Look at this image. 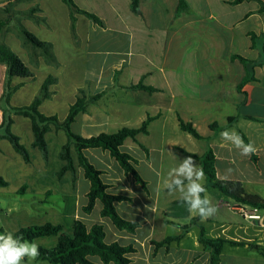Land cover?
Wrapping results in <instances>:
<instances>
[{"label":"crops","instance_id":"0c3cea01","mask_svg":"<svg viewBox=\"0 0 264 264\" xmlns=\"http://www.w3.org/2000/svg\"><path fill=\"white\" fill-rule=\"evenodd\" d=\"M74 1L85 11L86 6L94 3L106 8L104 15L93 11L103 26L83 14H74L78 30L86 25V32L99 28L114 32L115 39H127V47L122 51L118 48L107 51L103 64L110 57L114 59L109 71L105 72L101 65L95 80L73 85V94L66 96V116L78 97L87 100L85 111L72 125L73 132L92 137L116 133L123 128L139 129L148 118L151 121L147 134H139L134 140L128 138L121 147L137 160L136 169L148 183V193L131 175H126L108 151L84 150L89 162L102 171L101 179L109 186L108 192L130 198L116 202L115 207L122 218L138 224L136 231L120 230L110 218L103 217L100 200L91 213L84 212L91 183L81 167H77L75 174L67 171L61 178L66 182L63 197L68 210L65 214L72 231L75 220L88 228L102 225L107 244L132 245L136 249L129 255L132 264H210L211 249L199 241L202 225L209 238L226 242L220 264H264V209L236 203L207 184L205 178L204 185L217 212L184 231L182 228L199 216L190 213L181 197L164 187L169 171L186 158L180 149L199 156L212 149L219 180L241 182L249 194L264 199V65L255 67V80L241 87L246 68L240 59L233 58L237 55L250 61L263 60L261 3L257 0L239 4H233L234 0H186L188 11L179 13V0H141L140 12L135 14L131 0ZM50 2L0 0V7H8L10 12L15 10L18 15L20 7L40 8L36 14L43 15L48 22ZM65 11L67 24L74 33L71 11ZM78 30L75 33L84 32ZM87 63L84 74H87ZM140 84L155 91L134 88ZM63 99L53 95L47 101L57 110ZM179 119L191 123L207 139H196L184 132ZM213 124L219 129H211ZM233 129L248 142H254L257 149L254 154L241 156L230 142L222 140L220 134ZM50 131L47 136H63L62 130L55 127ZM195 161L200 167L199 161ZM228 169L232 171L229 173ZM82 183H85L84 189ZM96 209L98 217L93 216ZM179 235H182L180 241L156 249L157 243ZM188 240L191 247H186ZM91 261L103 264L100 258L91 257Z\"/></svg>","mask_w":264,"mask_h":264},{"label":"trees","instance_id":"16d2710c","mask_svg":"<svg viewBox=\"0 0 264 264\" xmlns=\"http://www.w3.org/2000/svg\"><path fill=\"white\" fill-rule=\"evenodd\" d=\"M131 1L132 12L138 14L140 12L141 0ZM244 1L251 0H234L232 3L239 4ZM257 1L261 3L262 8L264 9V0ZM63 2L71 11L72 25L76 22L74 15L76 13L85 15L99 26L104 25L103 21L97 15L80 9L74 0H63ZM188 9L189 5L187 1L179 0L178 12L183 13L188 11ZM33 11H40V9L35 8ZM10 18L11 17L5 20H0V32L10 22ZM21 32L34 47L40 49L47 48L48 43L40 40L30 31L22 28ZM233 58L240 59L246 68L247 74L240 85L241 87L247 82L255 80V67L264 65V56L263 60L260 61H250L237 55L233 56ZM0 64L6 66L5 88L0 98V110L3 113V120L0 123V133H2L3 137L11 143L14 150L28 163L30 162V153L21 143L20 137L12 131V126L14 124L12 118L13 114L22 115L30 119L35 138L34 145L39 148L45 159L48 158L49 154L47 133L51 130V125L58 130H62L67 137V143H65L61 149L60 156L64 164L58 172V177L62 178L67 171H71L75 174L77 172V167L83 168L85 178L91 183L90 191L88 193L89 202L88 205L83 208L84 212L88 214L91 213L96 201L100 200L103 203V209L101 212L103 217L110 218L118 229L134 233L138 224L122 218L115 207L116 202L130 200V198L125 196H115L108 192L109 186L101 179L102 171L97 170L95 166L89 162L84 154V150L99 148L108 151L112 158L119 163L126 175H131L148 193V183L141 177L136 169L137 160L130 154L123 152L121 147L128 138L134 140L139 134H147L151 118H148L139 129L123 128L116 133H102L97 136L83 137L73 132L72 125L77 116L86 109L87 100L85 97L77 98L76 102L71 105L68 114L63 121H60L55 115L43 114L40 111V106L45 99L51 97L50 86L54 83L53 78L48 77L41 87L40 95L37 96L30 105L15 107L11 104V101L18 86H12L13 79L29 78L32 74L24 61L7 45L1 43ZM134 88L145 89L149 92L155 91L153 87H145L142 84ZM229 121L232 122L233 118ZM179 122L180 127L184 132L192 135L196 139H207L201 136L191 123H187L182 119H179ZM211 129L216 131L219 129V126L213 124L211 125ZM242 136L247 143L248 141L245 136L243 134ZM180 150L186 157L192 156L193 159L199 161L200 167L205 173L207 184H210L224 196L234 200L238 204L247 205L256 209H264V199L258 195L249 194L241 182L222 181L217 178L216 157L212 149L207 150L201 156L187 152L183 149ZM253 159L255 161L257 160L256 157ZM7 186L8 182L0 176V187ZM200 219V217L193 219L189 226L183 227L182 229L187 231L191 225L198 223ZM15 235L23 236L24 239L30 241L46 237H58V242L54 247L45 248L40 246L41 255L37 260L47 262L48 264H95L91 261V257H99L103 264H132L129 255L136 252V249L132 245L122 246L118 243L107 244L105 242V230L102 225H94L91 228H88L80 220L74 221L72 233L64 232V227L61 224L47 222L42 225L23 227L19 229ZM181 239L182 235L168 237L162 242L157 243L156 249L168 246L170 243L180 241ZM199 241L203 246L211 249L210 264H220L221 253L223 246L226 243L225 240L221 238H209L206 235L205 227L200 225Z\"/></svg>","mask_w":264,"mask_h":264},{"label":"rangeland","instance_id":"374dc122","mask_svg":"<svg viewBox=\"0 0 264 264\" xmlns=\"http://www.w3.org/2000/svg\"><path fill=\"white\" fill-rule=\"evenodd\" d=\"M86 7L88 9L86 11L91 13H94L93 11L102 15L106 13V8L96 3ZM33 9L35 8L20 7L17 10L18 15L15 10L10 12L8 7L6 9L0 7V20L11 17L10 22L0 32V43L15 52L32 74L29 78L13 79L12 86H18V89L12 96L11 104L15 107L30 105L40 95L45 80L52 77L54 83L50 86L51 96H62L64 98L62 105L56 110L53 103L47 101L48 98L43 101L44 105L41 104L40 111L45 115H55L63 121L66 117L65 98L73 94V85L88 82V79L95 80L98 76L97 69L101 65L105 72L109 71L114 59L110 57L103 64L105 53L114 48H118L119 51L125 50L127 39L122 37L115 39L114 32L101 28L86 32V25L80 29L84 32L75 33L78 30L76 22L74 25L71 22V29L74 31L71 33L65 11L69 9L62 0H51L49 3L48 22L46 17L37 15L36 12L39 11ZM22 28L47 42V48L34 47L21 32ZM97 52L102 53L97 55ZM86 62L88 68L87 74H84ZM5 79L6 66L0 64V98L4 92ZM12 118L14 120L12 131L20 137L21 143L29 151L30 162L27 163L0 133V176L8 182L7 187H0V233L7 231L15 234L23 227L47 222L61 223L65 231L71 233L72 227L69 224L70 219L65 214L68 209L63 197L65 178L61 179L55 175L64 164L60 155L67 137L63 131L61 138L48 134L49 154L45 159L39 148L34 145L35 138L30 119L17 114H13ZM2 120L3 113L0 110V123ZM50 128L52 131L54 126L51 125ZM78 129L79 124L74 127V131L77 132ZM81 188H85V183L81 184ZM173 194L180 196L178 192ZM48 211L50 212L47 214ZM93 216L98 217L97 209ZM36 241L42 247L52 248L57 244L58 237H46ZM191 246V240H188L186 247ZM94 259L99 260L98 257ZM24 264H28L27 259ZM33 264L48 263L36 260Z\"/></svg>","mask_w":264,"mask_h":264},{"label":"clouds","instance_id":"9594fccd","mask_svg":"<svg viewBox=\"0 0 264 264\" xmlns=\"http://www.w3.org/2000/svg\"><path fill=\"white\" fill-rule=\"evenodd\" d=\"M220 135L222 140L230 142L241 156L249 157L257 151L253 141L245 143L244 138L234 129L223 131ZM231 171L228 169L229 173ZM204 181L203 169L192 156H188L169 171L164 187L169 193L178 192L188 211L206 220L216 214L217 207L212 203ZM40 255V245L37 241L24 239L13 232L0 233V264H24L25 259L28 264H33Z\"/></svg>","mask_w":264,"mask_h":264},{"label":"built area","instance_id":"2783aa9c","mask_svg":"<svg viewBox=\"0 0 264 264\" xmlns=\"http://www.w3.org/2000/svg\"><path fill=\"white\" fill-rule=\"evenodd\" d=\"M243 213V212H242ZM248 216V215H247ZM250 218H259V216L249 215Z\"/></svg>","mask_w":264,"mask_h":264}]
</instances>
